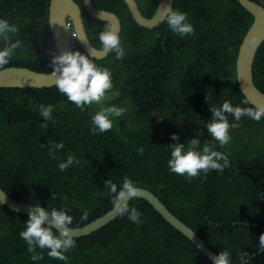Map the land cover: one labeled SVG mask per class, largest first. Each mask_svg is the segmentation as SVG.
Masks as SVG:
<instances>
[{"label":"trees","instance_id":"trees-1","mask_svg":"<svg viewBox=\"0 0 264 264\" xmlns=\"http://www.w3.org/2000/svg\"><path fill=\"white\" fill-rule=\"evenodd\" d=\"M161 1L137 0L149 19ZM50 2L0 0V71L59 68ZM93 5L122 21L107 59L89 58L77 39L62 83L0 88V187L79 229L143 188L229 264H264V114L236 81L255 15L237 0H178L166 23L147 30L122 0ZM83 22L90 44L104 50L110 25L86 13ZM254 82L264 93V44ZM193 121L198 129L184 131ZM233 132L250 138L234 140ZM0 264L214 263L134 198L83 239L0 203Z\"/></svg>","mask_w":264,"mask_h":264},{"label":"water","instance_id":"water-1","mask_svg":"<svg viewBox=\"0 0 264 264\" xmlns=\"http://www.w3.org/2000/svg\"><path fill=\"white\" fill-rule=\"evenodd\" d=\"M94 0H85L81 8L74 0H51L50 2V29L56 44L60 65L52 73H38L28 68L9 67L0 71V88L16 89H42L51 88L62 83L73 71L74 52L69 25L78 35L85 53L91 59L105 60L114 50L120 36L123 33V25L120 18L114 14L97 10L93 5ZM125 2L139 26L143 29L154 30L167 22L169 16L174 15V9L178 0L161 1L155 15L149 19L144 16L137 0H122ZM243 7L255 15V22L247 32L239 49L237 59V85L245 99L260 113L264 114V93L254 82V68L257 56L264 44V5L258 1L237 0ZM86 13L92 21L110 25L112 28L108 44L104 50L95 49L89 42L83 22V14ZM146 201L164 220L187 238L207 259L214 264H229L220 255L214 253L207 244L189 227L179 221L171 213L167 206L154 195L143 188H132L121 198L117 206L106 216L96 220L84 228H71L63 223L48 209L36 207L30 204L18 202L10 198L0 187V203L12 211L31 217L48 220L62 235L70 238H87L110 226L127 208L129 202L134 199ZM263 252V251H262Z\"/></svg>","mask_w":264,"mask_h":264},{"label":"rangeland","instance_id":"rangeland-1","mask_svg":"<svg viewBox=\"0 0 264 264\" xmlns=\"http://www.w3.org/2000/svg\"><path fill=\"white\" fill-rule=\"evenodd\" d=\"M139 2L144 3L145 0H139ZM198 122L197 121H193L188 123L187 128L184 131H187V133H190L192 130H197L198 129ZM232 138L235 139H248L250 138V136H248L247 132L244 134H235L234 132L232 133ZM227 143L229 144H233V141L231 139L227 140Z\"/></svg>","mask_w":264,"mask_h":264},{"label":"clouds","instance_id":"clouds-1","mask_svg":"<svg viewBox=\"0 0 264 264\" xmlns=\"http://www.w3.org/2000/svg\"><path fill=\"white\" fill-rule=\"evenodd\" d=\"M69 26H70V29H69V30H70V36H71V34L74 33V31H73V29H72L71 24H70ZM74 34H76V33H74ZM76 35H77V34H76ZM77 39H78V35H77V37L74 38L73 41H72V42H73V47H74V52H76V41H77ZM138 188H139V187H138ZM45 209H46V208H45Z\"/></svg>","mask_w":264,"mask_h":264},{"label":"built area","instance_id":"built-area-1","mask_svg":"<svg viewBox=\"0 0 264 264\" xmlns=\"http://www.w3.org/2000/svg\"><path fill=\"white\" fill-rule=\"evenodd\" d=\"M69 29H70V26H69ZM76 37H77L76 34H74V33L71 34L72 41H73V39L76 38Z\"/></svg>","mask_w":264,"mask_h":264}]
</instances>
